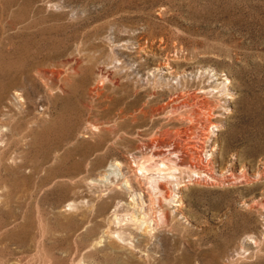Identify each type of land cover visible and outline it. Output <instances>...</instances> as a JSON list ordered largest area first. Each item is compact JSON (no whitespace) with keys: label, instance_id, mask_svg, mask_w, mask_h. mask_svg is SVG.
Instances as JSON below:
<instances>
[{"label":"rangeland","instance_id":"obj_1","mask_svg":"<svg viewBox=\"0 0 264 264\" xmlns=\"http://www.w3.org/2000/svg\"><path fill=\"white\" fill-rule=\"evenodd\" d=\"M181 77L221 116L168 202L134 154ZM0 264H264V0H0Z\"/></svg>","mask_w":264,"mask_h":264},{"label":"bare ground","instance_id":"obj_2","mask_svg":"<svg viewBox=\"0 0 264 264\" xmlns=\"http://www.w3.org/2000/svg\"><path fill=\"white\" fill-rule=\"evenodd\" d=\"M176 59H178V58H176ZM173 60H175V59H173ZM116 64H117V62H116ZM161 65H163L164 67L168 68V70H170V72L172 73V77H171L172 79L178 77V71L176 69H174V62L173 61L167 60V61L163 62L162 64H159V66H161ZM99 70H100V73L106 75V79H108L107 76L111 79L113 85L119 84V76L117 74L113 73L109 69H102L101 68ZM200 73H202V72H200ZM155 77H156V75H155ZM187 80H188V78H187ZM187 80H185V81H187ZM159 82H161V81H159ZM97 83H99V82H97ZM182 83H183L182 77L180 79H177L176 83L173 82L172 80H169V79L166 81V84H168L171 88H173V93L170 94L168 100L165 103L158 105L154 109V114L157 115L158 118H160L162 120V127L159 131H157V132H159V134H157L154 137H151V136H149V133L146 132L145 134L148 136H146L145 138L143 137L144 139H143L142 146L134 154L135 157H137L139 154H141V155L145 154V152L143 151V148H145L147 150L146 154L149 155V157L152 159V161H150V163H148V164L139 163L133 172H135L137 174L138 173L137 169H138V171L140 170L139 173H141L143 176L147 177L148 180H150V182H152V184L155 185L154 187L157 188V191H158L157 193L159 194L160 199L162 201H168V202L170 200H172L174 195L177 194V190L174 187V183H177V184L181 183L180 179H182V178H181V175H179L180 173L185 172V171H189V173L191 174L190 176H192L193 174H197L198 176H201L200 174H202L205 171H209L210 173L214 172V170L209 169V164H210L209 160L210 159L208 157H206V154H207L206 145H207L208 141L210 140L211 135H213L212 134V131L214 132L213 128L215 126L219 125V121H220L219 118L221 116V113H220L221 109L219 110V108H218L220 106L215 105L213 103L212 99L209 97V96H211V94H213L215 92L213 90V87H212V89L210 87H208V88L201 87V88H199L197 90H193V91H185V90L183 91V90L179 89V87L182 85ZM94 86H96V85H94ZM96 88H97V86H96ZM196 88H197V85H196ZM217 88L218 89L216 90V93L221 94V97H223L222 94L225 93L224 90L226 89L225 83H223V84H222V82L218 83ZM101 89H103V88H101ZM157 89H158V87H157ZM155 92H157V91H155ZM214 96H215V94H214ZM158 97H159V95H158ZM214 98H216V97H214ZM160 102H161V100H160ZM150 105H152V104H150ZM160 119H158V120H160ZM94 125H96V124H94ZM139 144H141V143H139ZM131 151H132V149H131ZM119 165H121V162L116 161L115 163L111 164V168H112V166L119 167ZM114 168L116 169V167H114ZM120 169L122 170L123 168H120ZM151 169H153V171ZM177 171H179V174H177ZM182 176H184V174H182ZM162 177H163V179L165 177L166 180L162 181V179H161ZM110 179H111V177H110ZM139 182H140V180H139ZM125 183L127 184L128 187H132L131 178L125 177ZM143 186H145V185H143ZM105 190H106V188H105ZM110 191H111V188H110ZM133 191H134V189H133ZM100 192H101V190H100ZM97 195H98V193H97ZM132 199H133V203H134L133 207L134 208L138 207L139 213H135L133 211L131 213V216L128 217L129 218V221H127L128 223L125 224V227H123V228H127V227L129 229L137 228L139 230H140V228H144V229L148 230V228L150 226V222H151V221H149L150 217L148 218L147 212H145L143 205H141V207H140V202H138L135 199V197H133ZM73 202L75 204V201H73ZM155 203H157L156 200H155ZM74 204H72V205L74 206ZM70 208H71V206H70ZM163 208H161V209H163ZM160 214H162L161 211H160ZM128 215H129V213H128ZM163 215L165 216L166 213L165 214L163 213ZM114 224H112V225H114ZM150 228H151V226H150ZM123 230L124 229H120V230H111L110 229L109 232L113 233L114 235L116 234V236L119 238H123V236H122V232H124ZM113 236H111V237H113ZM124 236H125V234H124ZM133 238H134V236H133Z\"/></svg>","mask_w":264,"mask_h":264}]
</instances>
